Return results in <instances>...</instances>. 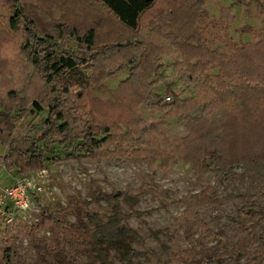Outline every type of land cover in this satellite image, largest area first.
Masks as SVG:
<instances>
[{"label": "rangeland", "instance_id": "1", "mask_svg": "<svg viewBox=\"0 0 264 264\" xmlns=\"http://www.w3.org/2000/svg\"><path fill=\"white\" fill-rule=\"evenodd\" d=\"M220 7H229L232 11L227 32L234 42H254L255 34L264 31L259 15V8L264 10V0H202L205 27L202 26L199 32L206 40L222 33L214 23ZM16 11H20L23 18L12 31L9 19ZM158 11L157 8L144 14L135 36L128 40V31L96 0H17L16 3L0 0V185L5 186L13 178L20 177L40 187V191L30 189L32 203L26 220L15 221L14 225L0 220V264H43V260L49 264H63L58 253L43 249L58 241L51 222L44 218L45 214L61 211L66 221L77 225L79 221L68 210L70 203H83L80 206L82 216L88 212L110 215L111 208L101 200L100 193L115 195L133 190L142 192L134 201L120 203L125 214L139 212L128 224L139 234L142 244L132 241L131 247L150 251L153 259L146 261L136 257L130 264H264L263 260L252 262L251 251L232 260L210 258L220 253L222 245L232 242L233 231L228 219L240 220L236 213L239 204L233 198L235 193L252 194L258 188L251 173L243 171L242 164H234L231 168V187L226 186L215 171L201 179L203 184L214 189V195L221 202L219 206L205 205L197 209L206 227L217 235L214 239L202 240L200 232L189 227L180 217L182 207L175 202L202 189L203 184L197 180V173L189 161L176 155L165 161H153L146 155L137 154L121 139L116 141L120 150H114V145L107 143L104 150L108 153L100 151L92 157L77 156L73 145L47 147L50 141L66 137L68 132L67 129L60 132L57 127L47 131L50 127L43 120L47 115L54 125L58 124L52 112L55 105L57 111L67 117L69 128L86 123L88 128L96 130L101 124L111 126L123 121L128 102L125 96L116 95V87L127 81L131 65L126 62L129 51L122 46L128 41L140 44L142 39L158 43L154 28L158 24ZM27 19L34 21L39 36L49 35L54 38L53 42L39 46L32 41V48L25 51ZM89 28L95 31V47L90 52L75 40L72 31L82 38ZM213 45L220 44L215 41L210 43L211 48ZM67 51H75L79 58L85 56L90 60L60 73H43L31 61L38 53L67 56ZM132 54L137 60L139 53ZM191 63L172 49L168 54L155 55L153 67L156 75L149 81L152 93L160 101L159 107L171 103L172 97L184 100L197 96L192 80H187ZM195 80L198 84L205 82L201 75ZM166 96L168 102L164 101ZM33 101L41 107L40 111L32 105ZM155 103L153 100L140 104L134 115L146 123L164 119L165 125L160 126L159 131L170 140L185 137L186 120L169 116L167 109L156 108ZM200 110L192 112L191 117L200 116ZM217 112L208 117L209 121L218 118ZM118 126L120 128V124ZM8 142L21 149L34 145L46 149L42 162L38 163L40 171L6 172L2 161L11 155ZM150 190L157 191L159 197ZM37 248L42 250L39 252ZM77 250L86 255L88 263L99 264L87 244ZM109 259L113 264H122L114 252L110 253Z\"/></svg>", "mask_w": 264, "mask_h": 264}, {"label": "trees", "instance_id": "2", "mask_svg": "<svg viewBox=\"0 0 264 264\" xmlns=\"http://www.w3.org/2000/svg\"><path fill=\"white\" fill-rule=\"evenodd\" d=\"M96 1L128 31V40L135 36L140 18L158 8V24L154 26L158 43L142 39L140 44L128 41L126 45H121L129 51L126 62L131 65L127 81L116 87V95L125 96L128 102L125 108L127 115L121 123H112L111 126L101 124L93 130L82 122L84 125L77 124L69 128L67 117L65 118L62 111H57L58 107L55 105L52 112L58 124L54 125L47 115L43 119L44 124L50 127L47 131H51V127H57L60 132L66 129L68 132L66 137L50 141L47 147L56 144L73 145L77 156L92 157L100 151L108 153L104 150L107 143L113 144L114 150H120L121 147L116 141L121 139L132 146L137 154L146 155L153 161H165L173 155L189 161L201 184L204 176L215 171L228 187H231L232 166L242 164L243 171L251 173L258 188L252 194L238 191L235 193L233 198L239 204L236 213L240 220L228 219L233 231L232 242L222 245L220 253L210 258L219 261L232 260L251 251L252 262L264 261V31L255 34L254 42H234L227 32L232 11L229 7H220L214 23L221 28L222 33L210 37V41L206 40L199 32L202 26L205 27L202 0ZM259 15L264 26V10L261 8ZM22 18L20 11H16L9 19L10 30H16ZM27 23V39L23 45L25 51L32 48V41H36L39 46L53 42V37H41L36 33L33 20L27 19ZM72 31L75 40L84 45L86 51L94 49L95 31L92 28L82 38L76 31ZM215 41L220 45H213L211 48L210 43ZM170 49L178 52L182 59L192 61L187 80H192L197 96L184 100L172 97L171 103L159 107L160 101L152 93V83L149 80L156 75L153 67L155 55L164 52L168 54ZM135 51L139 53L137 60L132 54ZM88 60L90 59L85 56L79 58L75 51H67V56L60 53H38L31 58L34 66L43 73L68 72L79 64H86ZM200 75L205 82L198 84L195 78ZM153 100L156 101L154 107L167 109L169 116L175 115L186 120L185 137L170 140L163 131H159V127L165 125L164 119L160 118L156 123H146L134 115L137 106ZM32 105L38 111L41 110L36 101ZM219 107L222 110L219 111ZM199 108L200 116L191 117L190 114ZM215 111H218V118L209 121L208 117H213ZM12 145L11 142L7 143L12 150L11 155L2 161L6 172L16 170L24 174L32 170V173L40 171L38 163L42 162L46 149L36 148L35 145L21 149ZM213 190L211 186L203 184L199 192L175 201L182 207L180 217L189 227L200 232L202 240L217 236L206 227L197 213V209L205 205H220L221 202ZM141 192L142 190H133L115 195L100 193L101 200L111 208L110 215L88 212L82 216L80 206L83 203H70L68 210L79 221L77 225L66 221L61 211L45 214L44 218L51 222L58 241L43 249L58 253L63 264H90L86 255L77 250V247L83 248L84 244L95 253L99 264H113L109 259L111 252L117 255L118 262L122 264H130L136 257L152 260L150 251H138L131 247L132 241L142 244L139 234L128 224L131 217L136 218L139 212L125 214L120 205L121 201H134ZM150 192L159 197L157 191ZM45 243L46 241L44 245ZM40 250L42 248H37V251ZM43 264L49 263L43 260Z\"/></svg>", "mask_w": 264, "mask_h": 264}, {"label": "built area", "instance_id": "3", "mask_svg": "<svg viewBox=\"0 0 264 264\" xmlns=\"http://www.w3.org/2000/svg\"><path fill=\"white\" fill-rule=\"evenodd\" d=\"M169 101V97H164ZM40 191V187L25 178H14L12 184L0 185V220L7 225H14L15 221L26 220L32 203L30 189Z\"/></svg>", "mask_w": 264, "mask_h": 264}, {"label": "crops", "instance_id": "4", "mask_svg": "<svg viewBox=\"0 0 264 264\" xmlns=\"http://www.w3.org/2000/svg\"><path fill=\"white\" fill-rule=\"evenodd\" d=\"M13 181H14V178H13V180L9 183V184H7V185H10V184H12L13 183ZM7 185H5V186H7Z\"/></svg>", "mask_w": 264, "mask_h": 264}]
</instances>
